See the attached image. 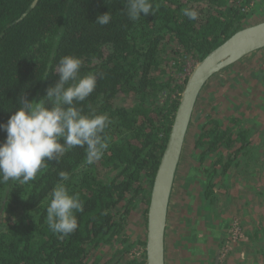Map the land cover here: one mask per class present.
<instances>
[{
	"label": "trees",
	"instance_id": "obj_1",
	"mask_svg": "<svg viewBox=\"0 0 264 264\" xmlns=\"http://www.w3.org/2000/svg\"><path fill=\"white\" fill-rule=\"evenodd\" d=\"M149 2L155 14L132 21L126 0H0V124L20 106V97L38 101L46 95L65 55L80 58L81 76L92 73L97 80L75 107L111 121L104 133L109 147L95 163L87 164L85 150L74 147L59 161H48L27 184L0 183V264H118L138 244L125 229L139 205L146 216L187 79L179 81L181 74L189 61L196 63L247 23L251 13L248 1L239 0ZM186 7L196 9L199 18L185 17ZM108 11V25L94 22ZM204 119L196 124L192 155L199 162L196 179L208 214L217 201L215 189L225 186L231 168H240L239 158L248 154L253 131L240 115ZM5 139L0 130V143ZM60 171L69 173L64 183L84 206L75 213L78 228L68 236L54 234L46 220ZM260 231L264 236V223L255 228V239ZM131 262L145 264V255Z\"/></svg>",
	"mask_w": 264,
	"mask_h": 264
},
{
	"label": "clouds",
	"instance_id": "obj_2",
	"mask_svg": "<svg viewBox=\"0 0 264 264\" xmlns=\"http://www.w3.org/2000/svg\"><path fill=\"white\" fill-rule=\"evenodd\" d=\"M182 13L189 20L199 18L198 11L191 7L182 9ZM126 14L130 20L137 21L155 11L149 0H126ZM111 19L108 11L98 14L94 22L104 26ZM81 66V59L74 55L61 57L58 79L46 95L38 101L20 97V106L6 123L0 124V130L6 132V139L0 143V183L12 180L27 184L47 167L48 161H59L74 147L85 150L89 165L102 158L109 147L104 133L111 121L94 111L84 115L75 107V103L91 95L97 82L95 74L81 76ZM58 176L46 208V220L54 234L68 236L78 228L75 213L83 212L84 206L79 195L70 194L64 183L69 180V173L60 171Z\"/></svg>",
	"mask_w": 264,
	"mask_h": 264
},
{
	"label": "rangeland",
	"instance_id": "obj_3",
	"mask_svg": "<svg viewBox=\"0 0 264 264\" xmlns=\"http://www.w3.org/2000/svg\"><path fill=\"white\" fill-rule=\"evenodd\" d=\"M263 4V6H262ZM262 6V8H260ZM251 11L248 22L253 23L259 20L264 19V2L255 3L253 7H250ZM264 49H260L255 51L252 54V57L249 59L248 55L241 58L237 62L231 64L229 67L221 70L217 73V75H213L205 84L201 91V96L199 97V101L197 102L195 109L192 115V122L190 123L187 136L184 142L181 160L179 163V168L177 172L176 186L178 190L179 196H175L174 199L177 200L180 208L179 219L182 229L190 233L189 237L196 236L197 225L199 220L202 218L201 212H196L195 207L198 204L196 195L194 193L196 191L195 186H193L194 181H196L197 173L193 168V165L196 166V159L192 155L193 148V136L196 131H199V126L196 127V124H202L205 122L204 117L209 114L214 118L223 117L224 114H239L242 117V113L247 114L248 117H242V122L245 124L246 119L248 118V124H245L246 127L252 129V135L249 144L248 154L243 158L242 156L239 158L241 160L243 158L244 163H241V171L244 168L248 169L246 175H248L249 171L252 173L251 179L256 184L254 187L259 186L261 184V177L264 176V121L259 118H255L254 121L251 122V118L249 114L252 112H256L254 115L263 116L264 115ZM219 73L221 75H219ZM257 93L262 94L259 99ZM205 96V97H203ZM129 101V98H127ZM224 113V114H223ZM199 115V119L195 120V116ZM224 115V116H222ZM242 162V161H241ZM246 162V163H245ZM248 164V165H246ZM192 169V170H191ZM193 171V172H192ZM250 175V173H249ZM250 180V179H249ZM247 181V183L249 182ZM196 182V186H197ZM239 184H242L241 181L238 180ZM228 189V188H227ZM226 189V190H227ZM248 191H252V188H248ZM252 195H255L252 192ZM243 197L239 196L240 201H242ZM175 201V200H174ZM223 202V203H222ZM229 202L226 200H219L216 202L210 212L205 214V219L210 223H216L220 225L221 222H224L225 218L231 220L233 215L229 214L225 215L229 208L226 207V204ZM172 205L171 210H175L174 205ZM230 205V204H229ZM226 208L227 210H224ZM136 210V209H135ZM133 211V214L136 211ZM130 214V215H131ZM129 215V233L132 239L138 234L140 237H144L145 235V227H144V218L141 216H135L130 218ZM196 220V223H194ZM229 220V222H230ZM238 220V219H237ZM228 222V223H229ZM239 222V220H238ZM208 224V223H207ZM240 224V222H239ZM208 226V225H207ZM211 226V225H210ZM241 226V224H240ZM194 229V230H193ZM207 229V228H206ZM208 230V229H207ZM142 237V240H143ZM139 238V237H138ZM220 245V243H219ZM239 245V244H238ZM137 246H141L139 244H135L132 249L137 248ZM221 255L220 264H229L231 261V257L234 254V257H243V254L235 253L236 243L229 244V242H222L220 247L218 248ZM96 253V251H94ZM237 254V256H236ZM229 259V260H228ZM247 259V258H246ZM261 264H264V258L261 257Z\"/></svg>",
	"mask_w": 264,
	"mask_h": 264
},
{
	"label": "crops",
	"instance_id": "obj_4",
	"mask_svg": "<svg viewBox=\"0 0 264 264\" xmlns=\"http://www.w3.org/2000/svg\"><path fill=\"white\" fill-rule=\"evenodd\" d=\"M261 2L262 0H259L258 3ZM262 6H260V8H262ZM262 52H264V50ZM252 54H254V52ZM252 54L248 55L249 59L252 57ZM215 75H217V73ZM219 75L221 74L219 73ZM257 95L259 99L262 96V94L260 93H257ZM200 96L201 93L199 97ZM255 113L256 112H252V114H249L250 115L249 117L251 118V122L254 121L255 118H259L264 121V115L257 116L254 115ZM224 115L227 116L228 114H224ZM242 117H248V115L242 113ZM247 120L248 118L246 119L245 124L249 123ZM241 161H242L241 163H244L243 159H241ZM196 163H198L196 164V166H198L199 165L198 160H196ZM196 166L193 165L192 169H195ZM178 168H179V164L173 181L170 200L168 204L167 217H166V225L164 232V264H215L219 252L218 251L219 241L217 240V236L220 233H222V231L219 230L220 229L219 225H217L216 223H210L205 219L204 210L201 205L202 204L201 187L199 183H197L196 186V182L197 181L199 182V180L196 179L197 176L195 178L196 181H194L193 184V186H195L196 191L194 193V196L192 195V197H195V195L197 194L196 199L198 204L196 205L194 211L196 212V214L199 211L202 214V218L201 220H199V223L197 225V230L195 232L198 238L196 239L195 237H189L191 232L190 233L185 232L182 229L181 224L179 222L180 206L177 200L174 199L175 196H179L177 190L178 185L176 186ZM245 172L247 171H241V168H234V167L231 168L230 172L228 173L224 181L225 186L224 187L217 186V188L215 189V193L217 195L216 202L218 203L219 200H225L226 202L227 200L230 205L225 203L226 207L229 208L228 210L224 208V210H227L225 215L226 214L227 215L229 214L230 216L233 215V218H237L241 224V227L243 228V230H245L246 238L242 240L239 243V245H236V250H235V253L239 251L238 252L239 254L241 253L244 255L242 257V263L240 262L235 263L234 260H232V264H261V260L259 259L264 256V249H262L261 247L264 246V236L261 231L259 232V234H257V239H255L252 236L254 234L255 228L258 227L261 223H264V176L261 177L260 187L259 186L254 187L256 184H254V181L251 179L252 173L249 171L250 175L249 173L248 175H246ZM194 173H196V171H194ZM238 180L241 181L242 184H239ZM248 180L249 182L247 183ZM248 188H252V191H248ZM252 192H254L255 195L257 196L252 195ZM239 196L243 197L242 201L238 200ZM171 204H173L175 207L174 211L171 210L172 208ZM145 209L146 208L143 204L139 205V207L135 210L136 212L130 215V218L135 216L143 217L144 218L143 222L146 232ZM194 223H196V220H194ZM125 231L128 234L131 233L128 227L125 229ZM129 236L131 240H134L132 239L130 234ZM142 237H140L138 234H136V236L134 237L136 238L134 241H139L138 244L141 245V246H137L138 250H142L144 248L142 241L145 243V235L143 237V240ZM107 250L108 249L105 250V253H109L106 252ZM132 250H130L129 253L125 257H123V259H121V261L118 264H132L131 261L134 259V257H136V260L138 261L140 259L142 260L143 252L141 251L139 255L135 256L131 254ZM95 251H96L95 254L100 253L98 249ZM106 257L107 256H105V258ZM232 257H234V254L232 255ZM232 257L231 259H233ZM243 258L245 259L244 262H243Z\"/></svg>",
	"mask_w": 264,
	"mask_h": 264
},
{
	"label": "water",
	"instance_id": "obj_5",
	"mask_svg": "<svg viewBox=\"0 0 264 264\" xmlns=\"http://www.w3.org/2000/svg\"><path fill=\"white\" fill-rule=\"evenodd\" d=\"M263 48L264 19L244 23L197 61L187 77L151 186L146 213L145 264H164V232L170 194L195 104L204 85L214 74ZM217 259L215 264H218Z\"/></svg>",
	"mask_w": 264,
	"mask_h": 264
},
{
	"label": "flooded vegetation",
	"instance_id": "obj_6",
	"mask_svg": "<svg viewBox=\"0 0 264 264\" xmlns=\"http://www.w3.org/2000/svg\"><path fill=\"white\" fill-rule=\"evenodd\" d=\"M229 220L230 219H228V222ZM219 226H220L219 230L222 231V233L219 234L220 236L219 235L217 236V240L219 241L220 245L222 244V242H226V243L229 242L230 245L236 243V245H238L242 240L246 238L245 230H243V228L240 226L237 218H231L230 222L228 223V227H221L222 226L221 224ZM235 230H238V232H236ZM220 255L221 253L219 251L218 259H217L218 264H220L221 261ZM232 260H234L235 263L236 262L242 263L241 256L231 259L229 264H232ZM244 261L245 259L243 258V262Z\"/></svg>",
	"mask_w": 264,
	"mask_h": 264
},
{
	"label": "built area",
	"instance_id": "obj_7",
	"mask_svg": "<svg viewBox=\"0 0 264 264\" xmlns=\"http://www.w3.org/2000/svg\"><path fill=\"white\" fill-rule=\"evenodd\" d=\"M239 1H242V2L248 1V5L245 6L246 9H247V6H249V7L254 6V4L258 2V0H244V1L243 0H239ZM196 63H194L192 61H189L187 63V65L184 68V72L181 74V78H180V75H179V78H180L179 81H182L183 78L189 76V74L191 73V71H192V69H193V67L195 66ZM235 231L238 232V230H235ZM141 251L143 252V249L142 250H138L136 248V249L132 250L131 254L137 256V255H139L141 253Z\"/></svg>",
	"mask_w": 264,
	"mask_h": 264
}]
</instances>
